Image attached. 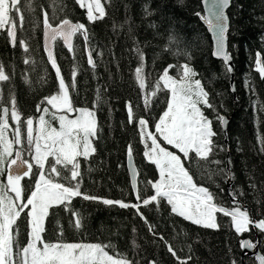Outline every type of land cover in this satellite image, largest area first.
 Here are the masks:
<instances>
[{
    "label": "trees",
    "instance_id": "trees-1",
    "mask_svg": "<svg viewBox=\"0 0 264 264\" xmlns=\"http://www.w3.org/2000/svg\"><path fill=\"white\" fill-rule=\"evenodd\" d=\"M102 3L106 15L90 22L87 9L77 0H31V11L25 0H21L19 7L24 15V25L21 30L17 19L15 46L10 42L8 26L0 29V64L10 77L0 82V102L11 108L10 101L14 97L21 114L22 145L16 146V150L21 149L26 160L34 161V152L27 150L24 120L33 118L36 125L40 116L58 111L41 103L45 97L59 91L57 73L43 47V12L47 11L52 25L71 19L85 24L88 33L87 41L78 33L71 50L61 39L55 44L57 64L66 83L71 84L72 71L76 70L75 86L69 88L73 109L90 108L97 118L95 152L87 157H77L82 192L128 204L139 203L127 166L128 146L131 145L139 172L137 188L141 201L155 194L153 184L159 182L160 170L144 155L150 142L146 140V144L140 134L138 119L144 118L145 126L158 136L155 125L167 110L171 92L161 82L156 95L148 94L168 65H177L169 72L179 78V65L188 63L198 74L195 79L201 80L208 91L209 102L215 106V111L208 108L203 111L212 120L213 130L217 133L213 137L214 143L224 149L216 150L206 161H200V167L193 172L194 181L198 186L209 188L218 207L230 210L234 206L231 193L235 191L236 198L247 207L252 220L264 219V151L261 150L264 143V76L258 72L255 63L257 53L264 62V0H233L228 11V49L235 65V93L231 90V76L225 63L212 55L207 24L196 15L197 12L205 14L202 0H102ZM10 15L17 16L14 11ZM170 35L175 37V43L168 46ZM21 41L28 45L27 51ZM137 46L143 50L145 58V88H141L135 78V69L139 66L135 53ZM166 46L168 51H164ZM89 50L95 61L94 68L88 63ZM176 52H187L190 59ZM25 60L29 62L25 63ZM146 95L150 100L148 107L145 106ZM129 103L133 108L131 122ZM37 105L41 109L47 107L49 111H37ZM217 112L232 115L226 130L216 120ZM9 124L15 129L10 115ZM163 144L176 151L164 141ZM16 150L8 160L13 159ZM179 154L183 160V154ZM216 160L221 163H214ZM51 163L53 157L46 162V175ZM185 167L191 169L193 166L185 164ZM229 169L232 178L228 175ZM66 174L62 171L61 177L53 174L50 178L66 183L62 179ZM1 179L2 185L6 186V176L1 175ZM37 179L38 169L34 163L23 185V201L26 202L34 190ZM5 192L16 199L6 188ZM70 209L65 211L63 206L50 209L45 241L60 239L62 242L111 245L106 249L109 254H123L132 264H181L185 260L187 264H233V261L235 264H257L254 257L242 256V240L246 238L258 244L264 255V230L252 225L248 231L237 233L231 218L220 212L216 213L220 227L205 228L172 213L166 199H161L158 205L156 202L147 206L141 204L139 212L153 226L152 231L133 207L105 205L76 197L72 199ZM26 212L15 226L19 231L18 239L27 238ZM73 212L81 218L80 228L73 226L72 221L76 218ZM61 228L63 236L57 237ZM134 239L137 249L133 247ZM169 244L176 256L168 251Z\"/></svg>",
    "mask_w": 264,
    "mask_h": 264
},
{
    "label": "snow or ice",
    "instance_id": "snow-or-ice-1",
    "mask_svg": "<svg viewBox=\"0 0 264 264\" xmlns=\"http://www.w3.org/2000/svg\"><path fill=\"white\" fill-rule=\"evenodd\" d=\"M21 0H0V29L8 26V35L13 46L16 44L17 19L19 26L23 30L24 15L20 10ZM81 7L87 9V19L94 22L97 19H103L106 15L105 9L101 4V0H91L86 3L85 0H77ZM230 0H202L205 9L204 15L197 12L202 20L208 25L209 29L214 33L216 38L214 55L221 58L225 62V68L228 72L232 71L229 63L232 59L231 54L226 50L225 33L228 29L227 16L225 9L229 6ZM26 7L31 11V0H25ZM15 12L16 18L10 13ZM44 16V39L45 48L47 50L48 59L55 69L58 81L59 91L57 94L45 97L41 103L51 105L53 109L72 112L73 106L69 95V88L74 87L76 70L72 71L71 84L65 82L61 74L60 66L57 64L56 57L52 51V44L57 38H61L72 49V37L80 33L84 40H88V33L85 24L73 23L68 19H64L57 27H53L49 22L47 11L43 12ZM175 43V37L170 35L168 38V46ZM21 46L25 51L28 45L21 41ZM166 46L164 51H168ZM135 53L139 60V66L135 69V78L141 88H145V58L143 50L137 46ZM175 54H183L188 56L187 52ZM73 53V57H74ZM25 60V63H28ZM88 63L94 68L95 61L92 59L91 50L88 51ZM256 69L264 76V62L257 53L255 61ZM177 67V65H168L163 70L155 83V87L148 95H156L161 88V82L164 88L171 92V102L168 104L167 110L160 117L159 122L155 125V131L159 133L168 145H173L184 159L175 152L168 151L161 147L155 135L146 131L145 125L147 121L139 118L140 134L150 138L151 148L144 155L152 162L158 165L160 169V180L153 184L155 194L150 198L141 201L139 189L136 187V176L138 173L133 169V188L136 190V199L140 201L136 204H128L123 201H113L96 195H89L86 191H81L82 177L79 171L80 165L77 157H87L90 152H94L90 138L95 137L97 132V122L95 120V112L87 108L79 109L77 119H67L60 116L59 131L55 128L49 129L46 125L45 117H39L40 129L39 133L34 136V120L33 118H25L27 150L34 152L32 159L38 169V179L36 180L34 190L26 202H23L21 181L24 177L29 176L33 169V164L22 157L21 151L15 152V159L8 160L13 155V143H21V114L16 108L15 98L12 97L11 108L4 107L0 102V175L7 172V185H0V264H132L126 256L120 253L110 255L106 249L111 245H102L100 243H82V242H62L60 239L53 241H45L44 233L46 232V221L50 215V209L56 206H63L65 211H71L70 205L73 198L80 197L84 200L99 201L105 205L118 204L121 207H133L137 213L144 219L149 230H153V226L148 224L147 219L143 217V213L139 212L141 204L147 206L152 202L158 205L161 199H166L171 205V212L177 214L196 225L205 228L218 229L220 225L217 223L215 213L220 212L231 218L237 233L248 231L249 224L264 230V219L254 221L250 218L247 207L241 205L236 198L237 193H231L233 197V207L226 209L216 205L214 194L209 188L198 186L194 181L193 172L200 167V161H206L210 154L214 151H223L224 149L215 144L213 137L217 133L213 130L212 120L204 115L203 108L215 111V106L209 102V93L204 88L201 80L195 79L198 75L188 63L179 65L181 71L179 79L169 75V70ZM10 77L5 74L4 66L0 64V82L9 80ZM234 90V89H233ZM148 95L145 97V106H150ZM2 97V91H0ZM100 97L97 96V102ZM47 113V107L41 109L37 105V111ZM128 114L131 122L133 116L132 104H128ZM9 115L11 119L16 121L13 131V140H9L6 132L9 128ZM216 120L222 125L227 123L224 116L218 112ZM43 140V143H41ZM147 144V141H145ZM261 150L264 151V143ZM128 155L132 156V146H128ZM53 157V163L49 165V173L45 174V162L48 157ZM220 164L221 161H214ZM185 164H191L190 169ZM231 164V161H228ZM5 165L7 168L5 169ZM59 166V168L57 167ZM62 171L67 174L62 177L66 183L54 182L51 175L61 177ZM221 172L224 170L221 169ZM228 175L232 178L231 170ZM211 179V175H209ZM67 185V186H66ZM255 187V185H253ZM5 188H10L15 193V200L6 195ZM243 195V193H240ZM16 201H21L17 203ZM29 206L30 209H29ZM25 209H29L25 213L27 218L28 239L26 244L21 247L18 240V227L15 228L17 220ZM76 217L72 221L75 228L81 227V218L73 212ZM135 231V229H133ZM155 234V233H153ZM57 237L63 236L62 228L56 233ZM163 239V237H161ZM134 243V242H133ZM244 247H254L249 241H242ZM168 251L176 256V252L172 246L168 245ZM179 259V257H177ZM191 259V256L188 257ZM264 264V257H261ZM155 264V262H153ZM181 264H187V260ZM235 264V261H233Z\"/></svg>",
    "mask_w": 264,
    "mask_h": 264
},
{
    "label": "rangeland",
    "instance_id": "rangeland-1",
    "mask_svg": "<svg viewBox=\"0 0 264 264\" xmlns=\"http://www.w3.org/2000/svg\"><path fill=\"white\" fill-rule=\"evenodd\" d=\"M85 2L86 3H88V2H91V0H85ZM101 4L103 5V3H102V0H101ZM104 7V6H103ZM169 75H171V73L169 72ZM171 76H173V75H171ZM174 77V76H173ZM175 78H177V77H175ZM177 79H179V78H177ZM170 102H171V98H170ZM81 108H85V107H81ZM81 108H78L77 110H73L72 112H67V111H62V110H58L57 112H51V111H49V114L50 115H48V116H46V115H43L44 117H45V120H46V125H47V127L49 128V129H51V128H55L57 131H59V127H60V121H59V117L60 116H65L67 119H77L78 118V116H79V109H81ZM87 109H89V110H91V111H93L92 109H90V108H87ZM53 116H56V117H53ZM51 120H50V119ZM95 120H96V122H97V118H96V115H95ZM14 121V120H13ZM14 123L16 124V121H14ZM9 127L11 128L10 130L11 131H9L8 129H7V132H6V135H7V137H8V139L9 140H13L14 138H13V134H12V131H13V129H14V127H13V124L11 125V124H9ZM40 124H39V119H38V121H37V124L35 125V123L33 124V128H34V132H33V135L34 136H36L38 133H39V129H40ZM145 129H146V131H148V132H150L149 131V129L145 126ZM156 132V131H155ZM157 133V132H156ZM158 134V136L156 137L157 138V142H158V144L161 146V147H164V148H166L168 151H172V152H175L177 155H180L179 153V150L178 149H176L173 145H170L171 147H173V148H175L176 149V151H174L172 148H170V147H167L166 145H164L163 144V141H164V143H167L164 139H163V137L159 134V133H157ZM153 135H155V134H153ZM97 136V132H96V135H95V137ZM95 137H91L90 138V142H91V145H92V147H94L95 148V146H94V138ZM144 139H145V141L147 140V141H149L150 142V144H149V147H147V151H149L150 150V148H151V141H150V138H148V137H145L144 136ZM41 143H43V140H41ZM22 145V135H21V143L20 144H16V143H13V145H12V149H13V151L14 150H16V146H21ZM15 146V147H14ZM15 148V149H14ZM95 152V151H94ZM94 152H90V154L88 155V156H90L92 153H94ZM49 157H51V156H49ZM48 157V158H49ZM12 159V158H11ZM10 158H9V160H11ZM182 159V158H181ZM48 160V159H47ZM34 162V161H33ZM47 162V161H46ZM46 162H45V165H46ZM35 163V162H34ZM5 167V169L7 168V165H5L4 166ZM159 168V167H158ZM160 170V169H159ZM7 172L5 171V173L2 175V176H6L7 174H6ZM5 184L7 185V181H6V179H5ZM0 185H2V179H1V175H0ZM7 190H9V192L10 193H13V192H11V190H10V188H6ZM14 194V196H15V193H13ZM22 196H23V192H22ZM21 201H17V203H20ZM23 202H25V200L23 201ZM30 207L31 206H29V209H30ZM29 209H25L24 210V212L25 211H29ZM23 212V213H24ZM22 213V214H23ZM21 214V215H22ZM215 215H216V220H217V214L215 213ZM255 226L254 224H249V226H248V228L250 227V226ZM14 230H15V226H14ZM28 231H29V229H28ZM26 239H28V232H27V238ZM24 240V239H18L19 240V243H20V245H21V247H23L25 244H26V242H27V240ZM133 247L135 248V249H137V240L136 239H134L133 240ZM111 255V254H110Z\"/></svg>",
    "mask_w": 264,
    "mask_h": 264
},
{
    "label": "water",
    "instance_id": "water-1",
    "mask_svg": "<svg viewBox=\"0 0 264 264\" xmlns=\"http://www.w3.org/2000/svg\"><path fill=\"white\" fill-rule=\"evenodd\" d=\"M232 2H233V0H230V4H229V6L225 9V14H226V16H227V18H228V19H227L228 29H227V32L225 33V37H226V50H227L228 52H229V49H228V35H227V33H228L229 29H230V18H229L228 11H229V9H230L231 6H232ZM203 10H204V13H205V9H204V7H203ZM205 14H206V13H205ZM68 20L72 21L73 23H76V22H74V21L71 20V19H68ZM60 24H61V23H59V24H57V25H52V26H53V27H57V26H59ZM207 28H208V32H209V34H210V36H211V39H212V55H213L214 58L222 60L221 58H218V57H216V56L214 55L215 44H216V38H215L214 33L209 29L208 25H207ZM44 31H45V27H44V30H43V47H44V49H45V51H46V53H47V50H46V48H45ZM77 34H78V33H77ZM77 34H75V35L72 37V41H71V42H72V45L74 44L75 36H76ZM58 39H61V38L58 37L57 40H58ZM57 40H56V41H57ZM61 40H62V39H61ZM56 41H54L53 44H52V51H53L55 57H56V47H55ZM62 42H63L64 46H65L66 48H68L67 44H66L63 40H62ZM231 57H232V56H231ZM222 61H223V60H222ZM223 62H224V61H223ZM224 63H225V62H224ZM229 63H230L231 66H232V71L229 72V73H230V76H231V90L235 93V65H234V63H233V59H231V61H230ZM233 89H234V90H233ZM222 116H224L225 119L227 120V123H226V124H224V125L221 124L223 130H226L227 125H228V123H229V121H230L232 115H223V114H222ZM18 150L21 151V153H22V157H23L24 159H26L25 156H24V152H23L21 149H18ZM14 159H15V154H14ZM127 166H128L129 175H130V178H131V181H132V185H133V176H132L133 169H135L136 172L138 173V175H137L136 178H135V179H136V187H137V181H138L139 172H138L137 165L135 164V161H134V159H133V155H132L131 157L128 156ZM229 183H230V182H229ZM242 241H249V242H251L252 245H254V247H244V246L242 245V256H243L244 258H245V257H254L255 260H256V262H257V264H262V262H261V257H264V255H263L262 252L260 251V249H259V245H258V244L255 245V244L252 242V240H251L250 238H246V239H244V240H242Z\"/></svg>",
    "mask_w": 264,
    "mask_h": 264
},
{
    "label": "flooded vegetation",
    "instance_id": "flooded-vegetation-1",
    "mask_svg": "<svg viewBox=\"0 0 264 264\" xmlns=\"http://www.w3.org/2000/svg\"><path fill=\"white\" fill-rule=\"evenodd\" d=\"M29 161V160H28ZM29 163H32L34 164L33 161H29ZM28 176L24 177V179L21 181V186H22V189H24V184L26 183V179H27ZM6 181H7V175H6ZM23 192V191H22Z\"/></svg>",
    "mask_w": 264,
    "mask_h": 264
},
{
    "label": "bare ground",
    "instance_id": "bare-ground-1",
    "mask_svg": "<svg viewBox=\"0 0 264 264\" xmlns=\"http://www.w3.org/2000/svg\"><path fill=\"white\" fill-rule=\"evenodd\" d=\"M227 35H228V33H227Z\"/></svg>",
    "mask_w": 264,
    "mask_h": 264
}]
</instances>
